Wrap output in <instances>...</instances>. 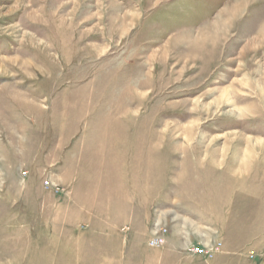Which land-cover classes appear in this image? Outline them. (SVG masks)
<instances>
[{
  "label": "rangeland",
  "instance_id": "1",
  "mask_svg": "<svg viewBox=\"0 0 264 264\" xmlns=\"http://www.w3.org/2000/svg\"><path fill=\"white\" fill-rule=\"evenodd\" d=\"M0 264H264V0H0Z\"/></svg>",
  "mask_w": 264,
  "mask_h": 264
},
{
  "label": "built area",
  "instance_id": "2",
  "mask_svg": "<svg viewBox=\"0 0 264 264\" xmlns=\"http://www.w3.org/2000/svg\"><path fill=\"white\" fill-rule=\"evenodd\" d=\"M161 243H163L162 240H153L152 241L153 245H160Z\"/></svg>",
  "mask_w": 264,
  "mask_h": 264
},
{
  "label": "bare ground",
  "instance_id": "3",
  "mask_svg": "<svg viewBox=\"0 0 264 264\" xmlns=\"http://www.w3.org/2000/svg\"><path fill=\"white\" fill-rule=\"evenodd\" d=\"M212 31H213V30H212ZM52 34H53V33H52ZM33 39H34V38H31V39H28V40H29V41H34L35 39H34V40H33ZM207 40H208V39H207ZM207 40H204V39H203V41H201V40H200V41L203 43V42H207Z\"/></svg>",
  "mask_w": 264,
  "mask_h": 264
}]
</instances>
